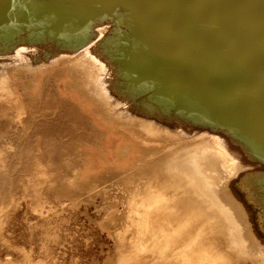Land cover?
Returning a JSON list of instances; mask_svg holds the SVG:
<instances>
[{
	"label": "water",
	"instance_id": "water-1",
	"mask_svg": "<svg viewBox=\"0 0 264 264\" xmlns=\"http://www.w3.org/2000/svg\"><path fill=\"white\" fill-rule=\"evenodd\" d=\"M79 54L117 119L220 139L227 157H191L209 156L214 198L264 245V0H0V76Z\"/></svg>",
	"mask_w": 264,
	"mask_h": 264
},
{
	"label": "rangeland",
	"instance_id": "rangeland-1",
	"mask_svg": "<svg viewBox=\"0 0 264 264\" xmlns=\"http://www.w3.org/2000/svg\"><path fill=\"white\" fill-rule=\"evenodd\" d=\"M95 77L81 54L0 76V264H182L149 228L169 225L155 212L177 210V198L195 206L187 214L204 209L180 172L162 164L190 158L207 137L153 135L117 119L95 93ZM180 220L192 231L218 230L196 243L210 253L203 264H264V255L229 247L215 218Z\"/></svg>",
	"mask_w": 264,
	"mask_h": 264
},
{
	"label": "bare ground",
	"instance_id": "bare-ground-1",
	"mask_svg": "<svg viewBox=\"0 0 264 264\" xmlns=\"http://www.w3.org/2000/svg\"><path fill=\"white\" fill-rule=\"evenodd\" d=\"M86 52H83V54L86 57ZM15 57L21 56L19 52L17 53ZM108 111H111L110 108H108ZM137 123V122H136ZM138 124V123H137ZM143 126L146 127H153L152 122L150 121H144L142 123ZM137 126V125H136ZM140 126V125H138ZM116 134L120 136V138H128V134L119 135L120 133L116 131ZM136 136V135H135ZM207 139L200 143V146L204 147L202 148L204 151H202L200 154L204 155L207 154L209 147L213 146L214 148H218L220 145L221 150L219 151V155H222L224 157L228 156V152L226 149L222 146L221 141L216 136H209L206 134ZM157 146H160L159 143H154ZM138 146V145H136ZM134 148V147H132ZM223 148V149H222ZM161 150L158 148L157 152H160ZM137 152V151H136ZM153 153V154H155ZM152 154V155H153ZM152 155L148 156L149 158L152 157ZM187 155H184L183 153H180V157H176L174 155V161L179 162L180 167L176 165L172 159H168L165 161V163L162 164V166H168L172 168L170 171L173 173L174 170L177 172H180V184L183 183L186 185V188H192L195 198H192L191 200L193 203L196 201H199L203 204L204 209H202V212H194L193 214L187 212L191 211V208L195 207L192 203H185L184 201L180 200V198H177L175 200V204L177 205V210L168 212L165 214H159L158 211H156L154 214V219L156 217H159L157 220H162L164 218L163 215L167 216L171 220H165L166 223L169 225H166L164 223L162 224H152L150 226V237L156 238L155 240L160 239L162 243L167 247L171 249V253L174 256H180L183 257L182 264H203L206 263V260L208 258H204V255L210 254L207 252V249L204 248V245L202 244L199 246L198 243L199 239L203 237V235H209V233H216L218 230L213 227L208 226H200V231H192L189 228H185L184 226L180 225V218L183 219L185 215L191 217L196 223H204L207 218H215L218 221L219 224V230L224 229L225 232L228 234L229 239V247L231 248H237L240 249L245 248V245H249L251 249L249 251L258 253L257 255H264V245H262L263 240L256 238L254 235H248L247 230L240 231L238 225H236L235 221L232 219L230 213L226 210L225 206L219 202V200L215 199V197L218 198V196L213 192L212 190V184L209 181V178L204 175L205 166H209V156L206 157V162L204 163V157L201 158L200 156H197V152L194 153L192 157L189 159H185ZM172 163L174 167H172ZM214 166H217L218 159H213ZM229 166L231 168L232 162L229 161ZM208 164V165H206ZM164 196V195H163ZM214 199H212L211 197ZM159 197V196H158ZM158 199V198H157ZM157 199L154 201L156 202ZM198 208L200 207L199 205ZM158 207V206H157ZM160 206L158 207V210H160ZM164 209V208H163ZM180 209L183 210V212L180 214ZM162 211V210H160ZM164 211V210H163ZM196 213V214H195ZM162 219H161V218ZM145 220H149V217L147 216ZM151 220V219H150ZM174 222L177 223V225L174 224ZM161 223V222H160ZM203 234V235H202ZM159 240V241H160ZM211 246L213 247V250L218 249L220 251L222 249L223 242L218 239V237H215L211 240ZM196 245L197 247H192ZM262 247V249H261ZM185 248H188L185 250ZM241 250V249H240ZM159 251V250H156ZM207 253H206V252ZM172 259V258H171ZM174 264H180V262H173ZM210 264V263H207Z\"/></svg>",
	"mask_w": 264,
	"mask_h": 264
}]
</instances>
